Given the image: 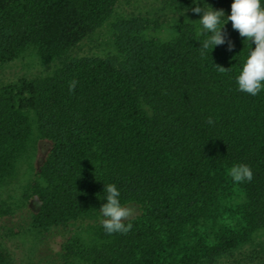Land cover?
Here are the masks:
<instances>
[{
    "label": "trees",
    "instance_id": "trees-1",
    "mask_svg": "<svg viewBox=\"0 0 264 264\" xmlns=\"http://www.w3.org/2000/svg\"><path fill=\"white\" fill-rule=\"evenodd\" d=\"M157 1L176 17L169 39L145 35L161 16L135 15L113 24L114 54L73 58L117 0H0V63L27 50L58 61L46 76L0 86V190L30 145L33 115L49 148L21 197L34 198L31 229L61 236L52 264H264V90L241 92L236 79L255 44L229 21L225 42L201 56L202 14L191 9L209 4L226 18L233 0ZM236 164L253 173L238 183L244 227L215 229V196ZM108 184L138 207L124 221L132 229L64 232L101 213ZM0 264H11L1 236Z\"/></svg>",
    "mask_w": 264,
    "mask_h": 264
},
{
    "label": "rangeland",
    "instance_id": "rangeland-1",
    "mask_svg": "<svg viewBox=\"0 0 264 264\" xmlns=\"http://www.w3.org/2000/svg\"><path fill=\"white\" fill-rule=\"evenodd\" d=\"M153 13L161 16V19H157L159 27L149 28L145 32L146 37L157 40L169 39L173 33L172 26L176 17H171L157 0H117L111 15L74 47L68 56L105 57L114 54L113 24L135 15L148 16L153 20L155 19ZM57 63L56 60L43 61L35 51L27 50L12 62L0 63V86L21 78L46 76L51 73ZM27 122L32 128L30 145L19 158L12 182L0 190V236L10 254L11 264H52L54 251L61 236L54 231L46 238L31 229L29 217L30 212L35 209L34 198L24 200L21 197L24 185L34 178L49 148V142L42 139L35 130L33 115L28 116ZM228 172L229 169L223 173V181L215 196L213 222L215 229L238 231L244 227L241 206L245 200V194ZM126 207L132 210L133 214L130 218L137 216L139 212L137 206ZM102 219H104L102 214L97 213L80 225H69L64 232H72L82 239L90 238V227L102 225ZM250 238L253 241L258 240L256 235ZM71 264L87 263L75 258Z\"/></svg>",
    "mask_w": 264,
    "mask_h": 264
},
{
    "label": "clouds",
    "instance_id": "clouds-1",
    "mask_svg": "<svg viewBox=\"0 0 264 264\" xmlns=\"http://www.w3.org/2000/svg\"><path fill=\"white\" fill-rule=\"evenodd\" d=\"M196 14H202L198 21L202 28L200 35L206 38L200 42L201 56H204L208 49L212 50L215 46L225 42V33L222 31L224 26L230 21L232 28L239 35L249 42H254L255 48L251 49L246 61L243 63L242 71L237 76L238 88L241 92L256 96L264 90V5L261 0H233L231 4V14L225 18L223 9H214L197 6L191 9ZM196 22V21H194ZM234 47L231 41L228 49ZM220 72H225L222 66L215 65ZM78 81L69 82V91L74 92ZM214 123L211 117L207 121ZM228 174L234 182H251L253 173L250 166L246 164H236L229 169ZM106 203L100 207V212L104 219L101 224L105 232L109 235L113 233L127 234L132 229V224L125 225L124 221L132 216V210L122 206L119 200L120 192L114 184L105 185Z\"/></svg>",
    "mask_w": 264,
    "mask_h": 264
}]
</instances>
